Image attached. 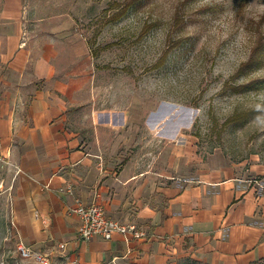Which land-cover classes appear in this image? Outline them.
<instances>
[{
	"label": "crops",
	"instance_id": "0c3cea01",
	"mask_svg": "<svg viewBox=\"0 0 264 264\" xmlns=\"http://www.w3.org/2000/svg\"><path fill=\"white\" fill-rule=\"evenodd\" d=\"M37 28L24 27L14 1L0 10V207L18 243L74 264L264 259V172L190 174L186 140L170 143L159 167L141 141L130 144L128 127L113 138L93 123L78 131L72 119L92 80L87 44L71 26ZM77 201L143 236L79 240Z\"/></svg>",
	"mask_w": 264,
	"mask_h": 264
},
{
	"label": "rangeland",
	"instance_id": "374dc122",
	"mask_svg": "<svg viewBox=\"0 0 264 264\" xmlns=\"http://www.w3.org/2000/svg\"><path fill=\"white\" fill-rule=\"evenodd\" d=\"M13 1L27 30L71 26L87 44L92 80L72 119L78 131L93 123L113 138L128 127L130 144L141 141L159 167L171 144L186 140L190 174L264 172V87L230 88L264 81V0H0V10ZM18 246L0 207V264H36ZM174 264L211 263L186 257Z\"/></svg>",
	"mask_w": 264,
	"mask_h": 264
},
{
	"label": "built area",
	"instance_id": "2783aa9c",
	"mask_svg": "<svg viewBox=\"0 0 264 264\" xmlns=\"http://www.w3.org/2000/svg\"><path fill=\"white\" fill-rule=\"evenodd\" d=\"M71 192V188L66 189ZM62 192V189L60 190ZM80 221L77 229L78 239L82 241H90L96 237H100L105 241H109L116 233L125 238L129 236L141 237L142 233L138 232L134 225H122L108 218L101 206L96 204L85 205L81 201H77L75 208L72 210ZM18 250L24 258H33L36 264H48V256L44 254H33L29 249L19 244Z\"/></svg>",
	"mask_w": 264,
	"mask_h": 264
},
{
	"label": "trees",
	"instance_id": "16d2710c",
	"mask_svg": "<svg viewBox=\"0 0 264 264\" xmlns=\"http://www.w3.org/2000/svg\"><path fill=\"white\" fill-rule=\"evenodd\" d=\"M126 8L127 7L122 9L120 12L114 14L109 19V22H115V21L119 20L125 14ZM260 87H264V81L253 80V81H250V82H247V83H243V84H240V85L230 86L231 90L234 91L235 93L248 91L249 89H251V90L253 89L254 90V89H257V88H260ZM238 118H240V117L238 116ZM235 119H229L228 121H226L224 123V125L227 126L230 122H233Z\"/></svg>",
	"mask_w": 264,
	"mask_h": 264
}]
</instances>
